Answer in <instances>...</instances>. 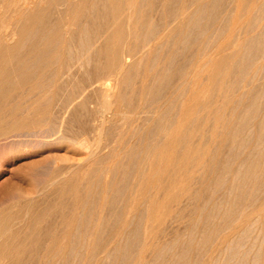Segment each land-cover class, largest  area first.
<instances>
[{"label":"rangeland","instance_id":"rangeland-1","mask_svg":"<svg viewBox=\"0 0 264 264\" xmlns=\"http://www.w3.org/2000/svg\"><path fill=\"white\" fill-rule=\"evenodd\" d=\"M15 1L17 3L20 0H6V11L0 16V25H2L0 28L6 26V23H10L11 25L7 24V27L9 26L8 29L11 30L12 28L17 34L15 35L17 40L14 42L0 40V87H3V89L0 90V132L8 129L12 124L19 121L20 123L22 122L24 126L21 129L22 131H15V134L11 132L13 135L10 133L12 136L9 135L7 136L8 138H0V264H154L155 261H152L153 257L157 260L156 264H166L168 259L167 264H175L176 260V264L180 262V264H213L214 261H218V264H222L223 262H225L223 264H227V262H229V257H227L224 240L227 241L228 239L227 243H230V241H232L230 238L233 237L234 242L237 238L236 236L239 235L238 232L243 231V229L240 228H246V224L249 226L252 222L256 225V229L253 231L251 230V236L250 233L247 232L250 239H247L246 248L252 246L250 244H253V238L260 231V234L258 233L259 235H257V238H259L256 239L257 242L254 244L256 247L253 248L252 246V252L247 251L248 253H245L246 255H244V260L242 261L248 258V263L243 262V264H251V260H254L253 255L255 254L257 258L255 264H264V239H262V233L264 232V154H262L261 157L259 155V149H264V147L257 139V130L254 128V132L251 133L250 129L244 131L243 129L246 128L248 122H241L240 120L241 115H244V119L248 120L249 116L251 117L250 111L252 108L249 107L251 99L254 101V107H258L262 102L264 103V97H262V95H264L262 91L264 90L261 88L264 85V29L259 27L252 28L254 25L249 22L251 20V22H253L254 17L260 14L259 4L261 5L262 3L264 6V0H232V4L230 0H220L217 3L218 5L216 4V6L213 7V10L207 12L209 15L212 13L210 18H207L208 14L206 17L204 16L205 14L199 17V25L198 23L197 25H193L192 23L189 24L190 22L187 21L190 15L189 12L193 13L197 7L193 9L195 6L194 3L196 4L198 2L193 0L192 2L191 0H174V2L173 0H112L113 4L111 0H105V2L104 0H99L98 3L97 0H90V3L89 0H84V2L82 0H73L74 2H72V0H56L57 3H55V0H51V2H48V0H39L42 3L37 1L38 4H33L30 9L20 11L19 7L16 8L14 6L16 4ZM132 1L134 2L132 3ZM68 2L71 3L69 4ZM199 2L201 4L202 0ZM122 3L124 5H122ZM129 3L131 5L130 8L133 9L132 11L128 9ZM189 3L192 4L190 5ZM12 4L14 5L12 6ZM68 4L69 9L67 8ZM97 4H100L99 6L105 9L103 10ZM181 4L183 6H181ZM221 4L224 5L221 6ZM262 5L260 8L263 7ZM114 6L116 9L113 8ZM179 6H188L187 12L185 11L188 13V16H186L187 14L185 12L182 13V20L178 22V20H173V16L180 13ZM220 6L223 7V9H221ZM233 6H236L235 9ZM93 8L99 10L96 9L93 13L91 12ZM217 8L220 11H217ZM31 9H34L36 13ZM250 9L257 11L254 12L252 10L251 12ZM52 10H54L53 13H51ZM57 10L61 14L58 15L57 13L58 18L55 19ZM221 10L222 12L226 11L222 14ZM235 10L236 13H234ZM92 13H96L97 15H92ZM226 13L229 15L228 17ZM255 13H257V15ZM68 14H70V16ZM230 14L234 15L231 17ZM254 14L256 16H254ZM86 15L89 17L86 18ZM93 16L94 18H92ZM234 16H236L234 18L235 20H232L231 18ZM60 17L62 18L59 19ZM69 17L70 19L75 18V22L73 21L72 31L66 35L64 23L67 20L66 18ZM11 18L13 19L12 23ZM202 18H205L207 21L204 19L202 20ZM7 19L10 21L7 22ZM31 19L34 22H32ZM50 19L55 20H53V24H51L52 20L50 22ZM81 19L83 20L82 24L80 23ZM247 20L248 23L246 22ZM85 21L88 23H85ZM210 21L211 23L209 24ZM167 22H169V28L164 29ZM187 22H189L188 25ZM204 22H207L209 25H205ZM78 23L86 26L83 27L79 24L81 27L78 29ZM181 23L183 24L181 25ZM200 23L204 26L202 24L200 25ZM55 24H58L57 27H54ZM219 25L221 27L217 28ZM248 25L250 27H248ZM93 26H95V29ZM102 26L105 27V29H102ZM197 26L200 27V29ZM173 27L176 28L173 29ZM201 27L203 29H201ZM231 27L234 29H231ZM51 28L53 31H51ZM183 28L184 30H182ZM245 28H249L250 32ZM47 29L48 31H46ZM166 29L170 31V34H168L169 36H166V38H163L165 39L164 41L161 40L160 42L155 36L158 37L161 31L166 33ZM83 30H85V34ZM190 30H192V34ZM43 31H45V33ZM76 31L79 32L81 38L89 39L91 43L90 53L93 56L91 57L93 60L90 59L91 61H89V64H86V61H79L78 63H76L77 61H72L75 62V66H78L77 69L74 63L70 62L69 59L70 57L77 58L78 55L82 54L81 52V54H78L77 51H82L83 46L81 50L80 48L78 49L77 46L84 45L85 47L88 43L84 42L85 40L82 39V44L80 42L81 40H79L81 38H79L80 36H78L79 34L77 35L78 32ZM193 31L195 34L196 32L197 34L200 33L198 38L204 37L201 39L199 38L198 41L200 43L195 41L194 45L191 44L192 40H194L193 37L192 40L189 38H186L187 41L183 39L187 34L188 37H190V34L193 35ZM29 32L33 35L34 32L36 33L34 39L30 38L33 35ZM47 32L48 35L45 36ZM101 32L104 33V35L102 38H99L98 36ZM149 32L152 34H150V36H153L152 40L148 43L149 45L147 44L144 46L142 43ZM28 33L30 35H28ZM235 33H240L238 34L239 40H237L238 35ZM82 34H84L85 37H83ZM245 34H247V36ZM251 35L254 37V40L257 35L259 38L256 39L257 41L253 40L252 42ZM104 36L109 43L103 41ZM27 38H29L30 41H28ZM72 38L77 40V43H75ZM181 38L184 42H181ZM32 39L33 41H31ZM202 39L203 42H201ZM258 39L263 42L259 40L260 44H258ZM57 41L59 45H57ZM206 42L210 43L203 47ZM34 43L35 45L33 47ZM68 43L70 44L69 47L74 43L75 46L73 45L72 48L74 47L73 49H77L71 50L76 53V56L74 53H69L70 49ZM250 43H252V45L255 44L257 48L253 45L254 49ZM114 44L115 46H112ZM181 45L182 48L184 47L183 49L180 47ZM21 46H23V48ZM104 46H106L107 49ZM214 46L215 48H213ZM49 48L52 50L50 51L52 52V56L50 55V57H53L51 58V62L38 61L39 63L33 62V64H31V60L37 57L40 49L49 50ZM178 48L180 50H178ZM66 49L68 51L67 53ZM141 49L147 54L144 52L142 53ZM27 50H29V52ZM92 50L93 52H91ZM202 50L205 51L202 52ZM84 51L86 50L82 52ZM190 51L191 55H189ZM94 52L96 54H94ZM105 52L107 54H105ZM214 52H216V54L217 52L219 53L217 55L215 54L213 59L210 60L211 62L213 61V63L216 61L215 63L217 64L214 65L215 63H212L215 68H217H213L214 71L216 70L215 75L212 73L214 75L213 77L212 74H210L212 70L211 66L213 65H208V67L210 66L209 70L211 69L210 72L207 71L206 67V72H208L206 74L204 71L205 69H202L205 64H203V62H206L203 61V59H209L207 57L210 54L214 55ZM125 53L134 56L129 57L132 59L127 62L130 67L127 70L125 69L123 73L118 76V82L120 83H118V85H116L117 88H114L111 92L112 95L110 94L111 97L109 96V99L104 96V92L102 93V90L98 89L95 83L88 86L90 84L88 78L90 77L94 78L91 79L92 81L99 77L111 78L112 82L115 74V64L121 62L122 56H124ZM173 53H176V55ZM180 53L182 54L180 55ZM65 54H67V57ZM143 54L144 57H142ZM255 54L258 55L257 59L256 56L253 57ZM31 55L34 56L32 57ZM61 55L65 57L60 59V57L62 58ZM135 55L138 57H135ZM112 56L114 57L112 58ZM198 56L200 60H198ZM259 56L260 58H258ZM29 57L32 58L28 59ZM139 58L141 60H139ZM247 58L250 60L249 62H247ZM23 59L27 60L25 61ZM201 60L203 62L200 66L202 67L199 66ZM52 61H54V63L58 61L62 64L57 63L56 65V63L54 64ZM65 61L68 66L65 64ZM257 61H260V63ZM81 62H83L82 64L85 66L86 70H84V68L83 70L81 69L79 64ZM219 62L221 67L218 65ZM246 62L247 68L243 67ZM250 62L253 63V66ZM34 63L37 64L34 65ZM41 63H43L44 66H42L43 64ZM182 63H185V65L187 64L185 68L181 67V65H184ZM248 63H250L252 69L250 66L248 67ZM32 65L34 67L36 66L38 70ZM65 65L66 67L64 69ZM29 66H32L31 69ZM96 66L98 68H96ZM198 66L202 68L201 70L204 74ZM56 67H58V70ZM67 67H69V69ZM89 68L94 69L90 70ZM241 68L243 71L246 68V75L241 71ZM49 69H51L52 72L56 70L54 73H50L51 71L48 72V74H52L53 77L47 74ZM194 69H197L196 73ZM20 70L22 71L20 72ZM253 70H256V73ZM34 71L37 72L36 75ZM65 71L68 72L65 73ZM87 71L88 73H86ZM175 71H178L179 73H177L179 75L176 74ZM251 71L255 73V75H253ZM7 72L10 73L8 74ZM250 72L255 77V80H253L254 77ZM25 73L28 74L27 77L29 79L26 78L24 81L23 76ZM242 73L244 75H242ZM45 74L48 75L47 79ZM87 74H90V77H88ZM199 74L203 75L202 78H206L205 80L207 81H204V79L201 81L202 79ZM6 75L8 77H6ZM43 75L45 76L41 79ZM85 75H87V77ZM195 75H199L198 80H196L197 77ZM33 76L37 78L35 79ZM194 76L196 77L195 79ZM32 78L34 79L32 80ZM186 78L188 82H186ZM209 78L214 79H211V82ZM191 79L192 81L189 82ZM20 80L21 82L18 83ZM193 80L195 83H193ZM241 80L246 81L241 82ZM208 81L211 83V88H208L210 84ZM37 82H42L45 85H43L42 90L39 92L36 88ZM258 82H260L262 86ZM48 83L50 88L48 87ZM83 83L87 84L85 86L89 87L84 91H82ZM205 83L209 84L206 86ZM241 83H243V86ZM245 83H247V85ZM257 83L260 85L259 89L261 88L262 90L260 93H257L260 95L259 97H256L257 95L254 91H252V93L251 91L247 92L249 89L257 87ZM111 84H113V82ZM11 85L12 87H10ZM245 85L249 88H245ZM250 85L252 86L250 87ZM179 86L181 87L179 88ZM255 89L256 92L259 90L258 87ZM24 91L25 96H23ZM37 92L39 94H35ZM182 92L183 97L180 96ZM197 93H200V96L196 95ZM53 94L55 95L54 98H52ZM29 95H31V98L33 95H35V97L29 100ZM252 95L254 97H252ZM197 96L199 98H197ZM49 97H51V99H47ZM179 97L180 99L178 101ZM41 99L43 101L45 99L47 105L38 111V107H35L37 106L36 101ZM182 99L185 101V104L180 105ZM194 100L197 101L194 102ZM67 101H69L70 104ZM82 101L85 106L82 104ZM107 101L108 105L106 103ZM51 102L53 104H50ZM101 102L103 105L108 106L106 107V109H108L105 114L106 117H112V121L110 120L111 118H107L109 120H104L106 121L103 122L104 125L102 124L103 126L98 128V120H95L98 119L97 115H99V110L102 109L103 105ZM192 102H194V104ZM24 103L27 105H24ZM65 103H67V108L63 109L62 106L66 105ZM199 103L204 104L202 106V104L200 105ZM209 103L211 104L209 105ZM68 104L70 107H68ZM27 106L29 108H27ZM198 106L200 108H198ZM262 106L259 105L258 114L264 113V106ZM95 109L97 113H95ZM84 110L85 112L83 113ZM116 111H118V113ZM175 111L178 112L176 113ZM35 112L39 114H35ZM61 113L64 118L61 116ZM55 114H57V119L60 120L55 119ZM185 115L191 117L189 118ZM207 115H209V117H207ZM32 117L34 119H31ZM71 117H75L73 118L74 120ZM176 118L179 119L177 120ZM183 119H185V122ZM175 120L179 123H176ZM57 122H61L62 125L56 124ZM79 122H81V125ZM239 122L241 123L239 131L242 129L243 132L240 131L242 134H239L240 137H236V140L239 139L236 141L233 139L235 136L234 133L236 132L235 129L238 128ZM55 125L57 127H55ZM48 126L54 127L56 132H51V130L54 129L52 127V129L48 130L50 128ZM102 127L104 128L102 129ZM42 129L43 131H40ZM100 129L101 131L103 130V132H100ZM35 132L41 133L36 134ZM34 133L35 135H33ZM245 133L252 135L248 136V139ZM97 136H100V139L102 138L101 141ZM255 136H257V138ZM243 138H247L245 145L240 147L241 149L238 148L240 152H238V150L234 151V149L239 147V142ZM98 140L100 141V145L98 144ZM96 145L99 146L98 149ZM242 149H244V151ZM93 151L97 154L95 155ZM234 152H237V154ZM92 153L94 156H92ZM262 153H264V150H262ZM234 154L237 156H234ZM233 156L237 161L234 160ZM247 157L255 159L254 171L258 173L257 176L255 175L256 173L254 174V177H257L256 185L253 187L251 186V183L255 182L252 176V178L248 177L244 179V181H246L243 182L244 184L247 183L246 186L244 184H242L243 186L239 185L240 187H244L243 190L247 189L245 190L246 192L241 194L242 191L239 190L240 188L233 192L230 191L231 193L227 192L230 190L229 186L232 184L231 180L233 181V174H235L238 168V163L245 161L246 165L250 161ZM224 162L225 164L229 162L226 166L228 164L231 166L229 167L231 170H228L230 173L227 171L225 172L227 168L223 166L225 165ZM219 165L221 166L219 167ZM222 167L226 169L221 170L223 169ZM105 170H107L108 173H106ZM222 171L225 174H230L229 178L228 175H224ZM106 176L107 178H105ZM219 176L220 179L222 178V180H220L222 183L221 185L217 183L219 182ZM239 180L240 179H238V181ZM238 181H236V183H238ZM248 182L251 183L249 184ZM224 183H226V185ZM236 183L234 182V184ZM224 186L229 189L227 190ZM240 203L241 205L243 203V205H239ZM235 205L236 208L238 207L237 210H235L239 213L240 211L243 212L240 206L244 209L245 212L242 214L240 213L241 217H239V213L237 214L236 211L231 209L233 207L235 208ZM149 209L150 211L153 209L154 212L152 211L151 213ZM210 209L214 211L213 214L220 213L221 215L216 214L214 217L215 214L212 215L209 211ZM145 210L148 211L143 213ZM230 212H235L232 213L235 220H233V222L231 221L233 218L232 216L228 218L231 215ZM258 212L261 214L259 217ZM142 213L145 217L140 216ZM147 213L151 214L146 216ZM223 213H225V215ZM227 214H229L228 217H226ZM134 216L137 218L134 219ZM149 216L152 220L148 219L150 218ZM152 216L155 217V220ZM139 218L141 221L143 220V224ZM229 219L230 221H227ZM258 219H261V221ZM138 220L140 222H138L139 224L137 223ZM207 220H211V222H209L210 224ZM222 220L223 223L220 224ZM255 220H258V223ZM247 221L250 223H246ZM261 222H263V224ZM205 223L207 224L205 225ZM93 225L95 228H93ZM258 225H261L260 228ZM136 226L138 227L137 231L142 232L141 234L136 231L137 235H134ZM146 227L149 228L147 229ZM217 229L218 232L215 234L214 230L216 231ZM220 229L222 231H220ZM92 231H94L96 235H93V233H91ZM219 231L221 233H219ZM129 234H131V236ZM125 236L130 240H125ZM90 239H92L93 243ZM134 239V244L131 243V246L134 245V249H132V247H129L130 249L126 248L127 254H130L126 257V249H124V246ZM115 245L116 248H114ZM258 245L259 249L257 250ZM162 246L166 247L163 248ZM119 247L121 250L123 249V254ZM161 248L163 252H161ZM223 248L225 252L222 251ZM166 249H168L167 252L169 255L166 253L168 256L165 255ZM182 251L184 253V258L182 256ZM122 255H125V257L123 258ZM222 257H224L225 260L224 258L222 259ZM177 258L180 259V261H178ZM219 259H221V261H219ZM214 264L217 263L214 262ZM228 264H232V261Z\"/></svg>","mask_w":264,"mask_h":264},{"label":"bare ground","instance_id":"bare-ground-1","mask_svg":"<svg viewBox=\"0 0 264 264\" xmlns=\"http://www.w3.org/2000/svg\"><path fill=\"white\" fill-rule=\"evenodd\" d=\"M37 1H39V0H20V1H18L17 3H16V1H15L16 4H15V5L12 4V6L14 5L16 8L19 7V11H20V10H25V9H30V8L33 6V4H38ZM52 1H53V0H52ZM55 1H56V0H55ZM63 1H67V0H63ZM82 1L84 2V0H82ZM92 1H93V0H92ZM95 1H96V0H95ZM98 1H99V0H97V3H98ZM101 1H103V0H101ZM130 1H131V0H130ZM134 1H135V0H134ZM134 1H132V3H133ZM193 1H195V2L198 1V2H199V1H201V0H193ZM219 1H220V0H204V1L202 0L201 4H200V2H199V4H198V2L196 3V4H198V5H196V4L193 2L194 5H195V6L193 7V9L197 6L196 9L194 10V12H195L196 14H195V13L192 11V9H191V11H192L193 13H190V12H189V14H190L189 16H188V13H186V12H187L186 10H187V7H188V6H187V7L184 6L185 8L179 6V7H180V8H179V9H180V13L174 15V16H173V20H178V22H179V20H182V17H181V16H182V13H184V12L186 11V12H185V13L187 14L186 16L189 17V18H187V19H188L187 21L190 22V23L187 22V25H188V23H189V24L192 23L193 25H197V23H198V21H199V17H200L201 15H204V14H205L204 16L206 17V15L208 14V17H207V18H210V17H211L210 15H211L212 13H210V15H209V13H207V12L210 11V10H213V7H215L216 4H217ZM230 1H231V4H232L233 1H232V0H230ZM239 1H240V0H239ZM5 2H6V0H0V16L2 15L3 12L6 11V3H5ZM39 2H41V1H39ZM43 2H44V1H43ZM48 2H51V0H50V1L48 0ZM72 2H74V1L72 0ZM86 2H87V1H86ZM104 2H105V0H104ZM104 2H103V3H104ZM111 2H112V0H111ZM117 2H119V1H117ZM137 2H138V1H137ZM173 2H174V0H173ZM188 2H189V1H188ZM191 2H192V0H191ZM221 2H223V1H221ZM224 2H225V1H224ZM261 2H262V1H261ZM261 2H260V3H261ZM41 3H42V2H41ZM55 3H57V1H56ZM55 3H54V4H55ZM68 3L70 4L71 2H68ZM89 3H90V0H89ZM99 3H100V2H99ZM119 3H120V2H119ZM119 3H117V4H119ZM132 3H131V4H132ZM178 3H179V2H178ZM229 3H230V2H229ZM59 4H60V3H59ZM69 4H68L67 8L69 7ZM93 4H94V3H93ZM101 4H102V2H101ZM104 4H105V3H104ZM112 4H113V2H112ZM135 4H136V3H135ZM173 4H174V3H173ZM186 4H187V3H186ZM189 4L191 5L192 3H189ZM241 4H242V2H241ZM252 4H253V3H252ZM257 4H258V2H257ZM263 4H264V3H263ZM16 5H17V6H16ZM39 5H40V4H39ZM55 5H56V4H55ZM65 5H66V4H65ZM97 5H98V4H97ZM99 5H100V4H99ZM99 5H98V6H99ZM122 5H124V4L122 3ZM170 5H171V4H170ZM175 5H176V4H175ZM177 5H178V4H177ZM217 5H218V4H217ZM219 5H220V4H219ZM223 5H224V4H223ZM223 5L221 4V6H223ZM229 5H230V4H229ZM236 5H237V4H236ZM261 5H262V3H261ZM261 5L259 4V12L261 11L260 14H259L257 17H254L253 22H251L252 20L249 21L250 23H252V24L254 25L252 28H258V27H259V28H263V29H264V6L262 5L263 7L260 8ZM47 6H48V5H47ZM78 6L80 7V4H79V3H78ZM81 6H82V4H81ZM95 6H96V5H95ZM126 6H127V5H126ZM130 6H131V5H130V3H129L128 9H129L130 11H132L133 9L130 8ZM132 6H134V5H132ZM181 6H183V5L181 4ZM221 6H220V7H221ZM250 6H251V5H250ZM253 6H254V5H253ZM15 7H14V8H15ZM41 7H42V4H41ZM45 7H46V6H45ZM62 7H63V6H62ZM62 7H61V8H62ZM72 7H73V6H72ZM99 7L102 8V6H99ZM104 7H105V5H104ZM117 7H118V5H117ZM175 7H176V6H175ZM220 7H218V8H220ZM227 7H228V6H227ZM235 7H236V6H235ZM235 7L233 6L234 9H235ZM254 7H256V6H254ZM58 8H59V7H58ZM58 8H57V9H58ZM61 8H60V9H61ZM67 8H66V9H67ZM113 8L116 9L115 6H114ZM173 8H174V7H173ZM173 8H172V9H173ZM218 8H217V11H220ZM225 8H226V7H225ZM225 8H224V9H225ZM256 8H257V7H256ZM52 9H55V8H52ZM68 9H69V8H68ZM71 9H72V8H71ZM96 9H97V8H96ZM96 9L93 8L91 12L94 13V11H96ZM102 9H103V8H102ZM104 9H105V8H104ZM104 9H103V10H104ZM221 9H223V7H221ZM234 9H233V10H234ZM253 9H255V8H253ZM253 9H252V10H253ZM17 10H18V9H17ZM31 10L34 12V9H31ZM55 10H56V9H55ZM58 10H59V9H58ZM58 10H57V12H56V14H55V17H56L55 19L58 18V15H59V14H61V13H59L60 10H59V11H58ZM61 10H62V9H61ZM97 10H99V9H97ZM107 10H108V9H107ZM129 10H128V11H129ZM250 10H251V9H250ZM252 10H251V12H252ZM15 11H16V10H15ZM40 11H41V10H40ZM44 11H45V10H44ZM71 11H72V10H71ZM80 11H81V10H80ZM225 11H226V10H225ZM225 11H223V12H225ZM253 11H254V10H253ZM256 11H257V10H256ZM256 11H254V12H256ZM22 12H23V11H22ZM45 12H46V11H45ZM53 12H54V10L51 11V13H53ZM69 12H70V11H69ZM105 12H107V11H105ZM178 12H179V11H178ZM223 12H222V10H221V13H222V14H223ZM254 12H253V13H254ZM259 12H257V13H259ZM7 13H9V12H7ZM13 13H14V12H13ZM34 13H36V11H35ZM57 13H58V15H57ZM65 13H66V12H65ZM93 13H92V15H95V14H96V13H95V14H93ZM97 13H100V12H97ZM107 13H108V12H107ZM126 13H127V12H126ZM131 13H132V12H131ZM176 13H177V12H176ZM234 13H236V10H235ZM257 13H255V14L257 15ZM48 14H49V13H48ZM85 14H86V12H85ZM226 14H227V13H226ZM255 14H254V16H256ZM26 15H27V14H26ZM56 15H57V16H56ZM68 15L70 16V14H68ZM96 15H97V14H96ZM98 15H99V14H98ZM126 15H127V14H126ZM128 15H129V14H128ZM184 15H185V14H184ZM230 15H231V17H232L234 14H230ZM5 16H6V15H5ZM11 16H12V15H11ZM28 16H29V13H28ZM48 16H49V15H48ZM51 16H52V15H51ZM74 16H76V15H74ZM129 16H130V15H129ZM129 16H128V19H129ZM224 16H225V15H224ZM228 16H229V15L227 14V17H228ZM238 16H239V15H238ZM247 16H248V15H247ZM3 17H4V15H3ZM88 17H89V16L86 15V18H88ZM167 17H168V16H167ZM225 17H226V16H225ZM231 17H229V18H231ZM235 17H236V16H234V17L231 18V19H232V20H235V19H234ZM244 17H246V16H244ZM250 17H251V16H250ZM5 18H6V17H5ZM5 18H4V19H5ZM44 18H45V17H44ZM49 18H50V17H49ZM61 18H62V17H60L59 19H61ZM72 18H73V17H72ZM92 18H94V16H93ZM100 18H101V17H100ZM9 19H10V18H9ZM11 19H12V18H11ZM63 19H64V18H63ZM66 19H67V20H66V22L64 23V24H65L64 28H65V32L67 33L66 35H68V33H70V31H72L71 29H72V26H73V24H74V22H75V21H74L75 18H74V19H70V17H69V18H66ZM76 19H77V18H76ZM78 19H79V18H78ZM97 19H98V18H97ZM130 19H131V18H130ZM134 19H135V18H134ZM138 19H139V18H138ZM170 19H171V18H170ZM203 19L206 20L205 18H202V20H203ZM236 19H237V18H236ZM1 20H2V19H1ZM7 20H8V19H7ZM17 20H18V19H17ZM51 20H52V22H51ZM53 20H54V19H50L51 24H53V22L55 21V20H54V21H53ZM86 20H87V19H86ZM91 20H92V19H91ZM213 20H214V19H213ZM244 20H245V19H244ZM248 20H249V19H248ZM248 20L246 21L247 23H248ZM2 21H3V20H2ZM2 21H1V22H2ZM9 21H10V20H8L7 22H9ZM31 21H32V19H31ZM37 21H38V20H37ZM46 21H47V20H46ZM46 21H45V23H46ZM61 21H62V20H61ZM61 21H60V22H61ZM63 21H64V20H63ZM73 21H74V22H73ZM78 21H79V20H78ZM78 21H77V22H78ZM82 21H83V20L81 19V22H80L81 24H82ZM93 21H94V20H93ZM108 21H109V20H108ZM139 21H140V20H139ZM166 21H167V20H166ZM171 21H172V20H171ZM185 21H186V20H185ZM206 21H207V20H206ZM211 21H212V20H211ZM211 21L209 22V24L211 23ZM229 21H231V20H229ZM12 22H13V19H12L11 23H12ZM16 22H17V21H16ZM32 22H34V21H32ZM32 22H30V23H32ZM41 22H42V20H41ZM90 22H91V21H90ZM126 22H127V20H126ZM131 22H132V20H131ZM163 22H164V21H163ZM175 22H177V21H175ZM178 22H177V23H178ZM181 22H182V21H181ZM201 22H202V21H201ZM231 22H232V21H231ZM246 22H245V23H246ZM80 23H78V26H77V24H76V26H77L78 29H79L81 26H83V25H81ZM83 23H84V22H83ZM85 23H88V22L85 21ZM91 23H92V22H91ZM95 23H96V22H95ZM98 23H99V21H98ZM127 23H128V22H127ZM133 23H134V22H133ZM239 23H240V22H239ZM239 23H238V24H239ZM245 23H244V24H245ZM247 23H246V24H247ZM7 24H10V23H6V26H3V28H0V40L2 39V40H5V41L7 40V41H9V42H14L15 40H17V39H16L17 37L15 36V35H17V34H16V32H14V31L12 30V28H11V30L8 29L9 26L7 27ZM13 24H14V23H13ZM17 24H18V23H17ZM42 24H43V23H42ZM61 24H62V23H61ZM79 24H80L81 26H79ZM182 24H183V23H181V25H182ZM201 24H202V23H200V25H201ZM204 24L206 25L207 22H206V23L204 22ZM209 24H207V25H209ZM219 24H220V23H219ZM246 24H245V25H246ZM10 25H11V24H10ZM57 25H58V24H57ZM57 25L55 24L54 27H57ZM96 25H97V24H96ZM175 25H176V24H175ZM198 25H199V23H198ZM202 25H203V24H202ZM220 25H221V24H220ZM220 25H219V27L217 26V28H220V27H221ZM223 25H224V23H223ZM249 25H250V24H249ZM249 25H248V27H250ZM0 26H2V25H0ZM85 26H86V25H85ZM85 26H83V27H85ZM89 26H90V25H89ZM126 26H127V25H126ZM168 26H169V22H167V23L165 24L164 29H165V28L168 29V28H169ZM203 26H204V25H203ZM203 26H202V27H203ZM235 26H236V25H235ZM243 26H244V25H243ZM246 26H247V25H246ZM246 26H245V27H246ZM18 27H19V26H18ZM54 27H52V28H54ZM93 27H94V29H95V26H93ZM93 27H92V28H93ZM99 27H100V26H99ZM127 27H128V26H127ZM132 27H133V26H132ZM148 27H149V26H148ZM177 27H178V26H177ZM197 27H198V26H197ZM202 27H201V29H203ZM207 27H208V26H207ZM52 28H51V31H53ZM103 28L105 29V27L102 26V29H103ZM175 28H176V27H175ZM175 28L173 27V29H175ZM198 28L200 29V27H198ZM205 28H206V27H205ZM40 29H41V28H40ZM42 29H43V28H42ZM44 29H45V28H44ZM98 29H100V28H98ZM155 29H156V28H155ZM167 29H166V30H167ZM170 29H171V28H170ZM231 29H234V28L231 27ZM238 29H239V28H238ZM245 29H246V28H245ZM19 30H20V29H19ZM73 30H75V29H73ZM156 30H157V29H156ZM182 30H184V28H183ZM194 30H196V29H194ZM241 30H242V29H241ZM241 30H239V31H241ZM246 30L250 32L249 28H247ZM35 31H36V29H35ZM41 31H42V30H41ZM46 31H48V29H47ZM49 31H50V30H49ZM54 31H55V30H54ZM80 31H82V30H80ZM83 31H84V34H85V30H83ZM93 31H94V30H93ZM98 31H100V30H98ZM104 31H105V30H104ZM131 31H132V30H131ZM180 31H181V29H180ZM188 31H189V29H188ZM190 31H191L190 33L192 34V30H190ZM196 31H197V30H196ZM43 32L45 33V31H43ZM43 32H41V33H43ZM76 32H78V31H76ZM86 32H88V31H86ZM89 32H90V31H89ZM128 32H129V30H128ZM134 32H135V31H134ZM169 32H170V31L167 30V32H166L167 34H166L164 31H163V32L161 31V33H160V31H159V33H160L159 36H158V37L155 36V37L158 38L160 42H161V40L164 41L165 39H163V38H166V36H169V35H168V34H170ZM178 32H179V31H178ZM183 32H184V31H183ZM186 32H187V31H186ZM186 32H185V33H186ZM20 33H21V32H20ZM29 33H31V32H29ZM29 33H28V35H30ZM36 33H37V31H36ZM36 33L34 32V35H36ZM63 33H64V32H63ZM63 33H62V34H63ZM72 33H74V32H72ZM81 33H82V32H81ZM129 33H130V32H129ZM131 33H132V32H131ZM176 33H177V32H176ZM181 33H182V32H181ZM188 33H189V32H188ZM190 33H189V34H190ZM198 33H199V32H198ZM236 33H237V32H236ZM236 33H235V34H236ZM240 33H241V32H240ZM240 33H238V34H240ZM242 33H243V32H242ZM261 33H262V30H261ZM31 34H32V33H31ZM51 34H52V33H51ZM78 34H79V32L77 33V35H78ZM84 34H82L83 37H85ZM134 34H135V33H134ZM141 34H142V33H141ZM150 34H151L150 32L148 33V35L146 34L147 37L145 36L146 39L144 40V42H143L144 44L142 43V45L145 46V45H147L148 43H150V41L152 40V37H153V36H150ZM177 34H179V33H177ZM191 34H190V37H188V34L185 35L183 39L186 40V38H189L190 40H192V39L194 38V40H192V43H191V44L194 45V44H195V43H194L195 41L199 42L198 40H199L200 37L198 38V36H200V33L197 34V32H196V34H195L194 31H193V35H191ZM194 34H195L196 36H195ZM238 34H236V35H238ZM28 35H27V36H28ZM32 35H33V34H32ZM34 35H33L32 37H30V38H33V39H34V38H35ZM39 35H40V33H39ZM47 35H48V32H47V34H46L45 36H47ZM75 35H76V34H75ZM92 35H93V34H92ZM103 35H104V33L101 32V34H100L98 37H99V38H100V37L102 38ZM143 35H144V34H143ZM151 35H152V34H151ZM180 35H182V34H180ZM245 35L247 36V34H245ZM252 35H253V34H252ZM252 35H251V37H252ZM42 36H44V35H42ZM78 36H80L79 38H81V35H80V34H79ZM90 36H91V34H90ZM90 36H88V37H90ZM234 36H235V35H234ZM254 36H255V34H254ZM260 36H261V35H260ZM262 36H263V35H262ZM39 37H40V36H39ZM75 37L78 38L77 36H75ZM175 37H176V36H175ZM192 37H193V38H192ZM202 37H203V36H202ZM202 37H201V38H202ZM235 37H236V36H235ZM235 37H234V38H235ZM237 37H238L237 40H239V35H238ZM251 37L249 36V39H250ZM263 37H264V36H263ZM62 38H63V36H62ZM76 38H75V39H76ZM92 38H94V37H92ZM99 38H98V39H99ZM132 38H133V37H132ZM138 38H141V37H138ZM143 38H144V37H143ZM143 38H142V39H143ZM178 38H179V37H178ZM196 38H198V39L195 40ZM201 38H200V39H201ZM203 38H204V37H203ZM244 38H246V37H244ZM255 38L257 39V38H259V36L257 35ZM260 38H261V37H260ZM27 39H28V41H30L29 38H27ZM33 39H32L31 41H33ZM49 39H50V38H49ZM57 39H58V38H57ZM69 39H70V37H69ZM82 39H83V38L79 39V40H81L80 42H81L82 44H83V42H82L83 40H85L84 42L88 43L87 46H85L86 49H85L84 45H81V46L79 45V47L77 46V48H78V49L80 48V50H81V47L83 46V47H82L83 50H86V51H84V52H82L83 50H82V51H77L78 54H79L80 52H81L82 54H81V53H80L81 55H78V54H77V55H78L77 58L74 57V58H76V59H74L73 57H70L69 61H70V62H72V61H77L76 63H78L79 61H86V62H87L86 64H89V61H91L90 59H92L91 57H93V56L91 55V53H90V50H91V43H90V41H89L88 38H84L83 40H82ZM94 39H95V38H94ZM181 39H182V38H181ZM181 39H180V40H181ZM183 39H182V40H183ZM246 39H247V38H246ZM256 39L254 40V37H252V40H251V39H250V40L253 42V40H254V41H257ZM40 40H41V39H40ZM72 40L75 41V43H77V42H76L77 40H74L73 38H72ZM173 40H174V39H173ZM182 40H181V42H184V40H183V41H182ZM235 40H236V39H235ZM235 40H234V41H235ZM237 40H236V41H237ZM259 40H260V39H258V44H260V43H259ZM263 40H264V39H263ZM60 41H61V40H60ZM69 41H71V40H69ZM91 41H92V40H91ZM97 41H98V40H97ZM100 41H101V40H100ZM103 41H104V42L107 41V39H106L105 36H104V40H103ZM142 41H143V40H142ZM163 41H162V42H163ZM168 41H169V39H168ZM186 41H187V40H186ZM208 41H210V40H208ZM232 41H233V40H232ZM236 41H235V42H236ZM0 42H1V41H0ZM24 42H25V40H24ZM51 42H52V41H51ZM57 42H58V41H57ZM63 42H65V41H63ZM107 42H108V41H107ZM140 42H141V41H140ZM166 42H167V41H166ZM188 42H189V41H188ZM188 42H187V43H188ZM201 42H203V39H202ZM235 42H234V44H235ZM260 42H263V41L260 40ZM29 43H30V42H29ZM35 43H36V42H35ZM35 43L33 44V47H34ZM92 43H93V42H92ZM95 43H97V42H95ZM100 43H102V42H100ZM100 43H99V44H100ZM108 43H109V42H108ZM116 43H117V42H116ZM199 43H200V42H199ZM206 43H207V44H206ZM206 43H204L203 47L209 45L210 42H206ZM215 43H216V42H215ZM232 43H233V42H232ZM236 43H237V42H236ZM254 43H256V42H254ZM9 44H10V43H9ZM63 44H64V43H63ZM78 44H79V43H78ZM93 44H94V43H93ZM165 44H166V43H165ZM179 44H180V43H179ZM182 44H183V43H182ZM205 44H206V45H205ZM230 44H231V43H230ZM250 44L252 45V43H250ZM38 45H39V44H38ZM49 45H50V44H49ZM54 45H55V44H54ZM54 45H53V46H54ZM57 45H59V42H58ZM64 45H65V44H64ZM69 45H70V44L68 43V47H69ZM71 45H72V43H71ZM73 45H74V43H73ZM73 45H72V46H73ZM101 45H102V44H101ZM148 45H149V44H148ZM150 45H151V44H150ZM177 45H178V44H177ZM236 45H237V44H236ZM253 45H254V47L256 46L255 44H253ZM253 45H252V47H253ZM0 46H1V44H0ZM14 46H15V45H14ZM17 46H18V45H17ZM23 46H24V45H23ZM23 46H21V47L23 48ZM72 46L69 47V49H70L69 53H74V51H72V50L77 49V48L73 49L74 47L72 48ZM74 46H75V45H74ZM112 46H115V44L112 45ZM156 46H157V45H156ZM183 46H184V45H183ZM186 46H187V48H188V45H187V44H186ZM215 46H216V44H215ZM215 46H214L213 48H215ZM231 46H233V45H231ZM234 46H235V45H234ZM260 46H261V45H260ZM6 47H7V46H6ZM29 47H30V46H29ZM33 47H31V48H33ZM55 47H56V46H55ZM92 47H93V46H92ZM97 47H98V46H97ZM102 47H103V46H102ZM104 47L106 48V46H104ZM141 47H142V46H141ZM151 47H152V46H151ZM170 47H171V46H170ZM180 47L182 48V45H181ZM217 47H219V46H217ZM217 47H216V48H217ZM250 47H251V46H250ZM252 47H251V48H252ZM254 47H253V48H254ZM4 48H5V47H4ZM17 48H18V47H17ZM26 48H27V47H26ZM93 48H95V47H93ZM116 48H117V47H116ZM143 48H144V47H143ZM183 48H184V47H183ZM183 48H182V49H183ZM206 48H207V47H206ZM221 48H222V47H221ZM233 48H234V47H233ZM233 48H232V49H233ZM251 48H250V49H251ZM256 48H257V46H256ZM1 49H2V48H1ZM14 49H15V48H14ZM27 49H28V48H27ZM56 49H57V48H56ZM71 49H72V50H71ZM99 49H100V48H99ZM106 49H107V48H106ZM139 49H140V48H139ZM145 49H146V48H145ZM173 49H174V48H173ZM182 49H181V50H182ZM190 49H191V48H190ZM254 49H255V48H254ZM259 49H260V48H259ZM5 50H7V49H5ZM16 50H17V49H16ZM32 50H33V49H32ZM64 50H65V49H64ZM113 50H114V48H113ZM113 50H112V51H113ZM141 50H142V49H141ZM150 50H151V49H150ZM169 50H170V48H169ZM178 50H180V49L178 48ZM188 50H189V49H188ZM218 50H219V49H218ZM240 50H241V49H240ZM9 51H10V50H9ZM23 51H24V50H23ZM27 51L29 52V50H27ZM50 51H52L50 48H49V50H46V49H40V52L37 54V57H36L35 59L31 60V64H33V62H37V63H39L40 61H50V62H51V58H53V57H50V55L52 56V52H50ZM53 51H54V50H53ZM71 51H72V52H71ZM95 51H96V49H95ZM123 51H124V50H123ZM185 51H186V47H185ZM185 51H184V52H185ZM193 51H196V50H193ZM203 51H205V50H202V52H203ZM221 51H222V50H221ZM10 52H11V51H10ZM30 52H31V51H30ZM67 52H68V51H67V49H66V53H67ZM91 52H93V50H92ZM141 52H142V53H143V52L145 53L144 50H142ZM150 52H151V51H150ZM172 52H173V51H172ZM177 52H178V51H177ZM206 52H207V51H206ZM18 53H19V52H18ZM21 53H22V52H21ZM21 53H20V54H21ZM50 53H51V54H50ZM98 53H99V52H98ZM123 53H124V52H123ZM168 53H169V52H168ZM200 53H201V52H200ZM218 53H219V52H217V54H218ZM5 54H7V53H5ZM29 54H30V53H29ZM58 54H59V53H58ZM63 54H64V52H63ZM94 54H96V53L94 52ZM105 54H107V53L105 52ZM105 54H104V56H105ZM136 54H137V53H136ZM145 54H147V53H145ZM148 54H149V53H148ZM173 54L176 55V53H173ZM177 54H178V53H177ZM181 54H182V53H180V55H181ZM194 54H195V52H194ZM215 54H216V52H214V55H211V54H210L209 56L207 55V56H208L207 58H209V59H207V60H206V58H205L206 56L204 57L205 59L201 58V59H203V61H206V62H203V61L201 60V63L199 64V66H200V65L202 64V62H203V64L205 63V64L203 65L205 68H204V67H203V69L200 68V67H202V66H200V67L198 66V68H200V70H201V69H202V70L205 69V70H204V71H205V74L208 73V72H210V70L212 69L211 72H210V74L213 73V74L215 75V71H216V70L214 71L213 68H215L214 65H217V64L215 63L216 61H214L215 64L213 63V61H212V62L210 61L211 59H213V56H215ZM217 54H216V55H217ZM236 54H237V53H236ZM252 54H253V53H252ZM257 54H258V53H257ZM0 55H1V54H0ZM65 55H66V57H67V54H65ZM74 55L76 56V53H74ZM74 55H73V56H74ZM109 55H111V54H109ZM112 55H113V53H112ZM183 55H184V53H183ZM189 55H191V51L189 52ZM229 55H230V54H229ZM263 55H264V54H263ZM263 55H261V56H263ZM23 56H24V55H23ZM31 56H32V55H31ZM33 56H34V55H33ZM33 56H32V57H33ZM61 56H62V55H61ZM68 56H69V54H68ZM96 56H97V55H96ZM98 56H99V55H98ZM132 56H134V55H132V54H129V55H128V54L125 53L124 56H122L121 62H118V63L115 64V69H114V70H115V74H114V77H113V79H112L113 84H111V83H112V82H111V78L108 79V78H104V77H103V78H102V77H99V78L96 77L97 79H95L94 81H92L91 79H92L93 77L91 78V77L89 76L90 74H89V75L87 74L88 77H90V78H88V80H90V84H89L88 86H90V85H92V84L95 83V85L98 87V89H101V90H102V93L104 92V94H105L104 96H106V97L108 98V97L110 96V94L112 95L111 92L114 90V88H117L116 85H118V83H120V82H118V80H119V79H118V76H119L121 73H123V71H124L125 69L127 70V69L130 67V65L127 64V62L132 60V59L129 58V57H132ZM148 56H149V55H148ZM192 56H193V55H192ZM192 56H191V57H192ZM255 56H256V59H257V56H258V55L255 54L253 57H255ZM1 57H3V56H1ZM5 57H6V56H5ZM32 57H29L28 59H30V58H32ZM58 57H59V56H58ZM64 57H65V56H62V58L60 57V59H63ZM100 57H101V55H100ZM113 57H114V56H112V58H113ZM135 57H138V56L135 55ZM142 57H144V54L142 55ZM168 57H169V56H168ZM195 57H196V56H195ZM229 57H230V56H229ZM25 58H26V57H25ZM55 58H56V57H55ZM155 58H156V57H155ZM169 58H170V57H169ZM188 58H189V57H188ZM219 58H220V57H219ZM226 58H228V57H226ZM240 58H242V57H240ZM249 58H250V57H249ZM258 58H260V56H259ZM100 59H101V58H100ZM102 59H103V57H102ZM134 59H135V58H134ZM192 59H193V58H192ZM242 59H243V58H242ZM244 59H245V58H244ZM23 60H25V59H23ZM26 60H27V59H26ZM26 60H25V61H26ZM92 60H93V59H92ZM139 60H141V59L139 58ZM173 60H174V59H173ZM181 60H182V58H181ZM185 60H186V59H185ZM198 60H200V57H199V56H198ZM5 61H6V60H5ZM38 61H39V62H38ZM55 61H56V60H55ZM63 61H64V60H63ZM67 61H68V60H67ZM112 61H114V60H112ZM168 61H170V60H168ZM176 61H177V60H176ZM193 61H194V60H193ZM249 61H250V60L247 58V62H249ZM101 62H102V61H101ZM106 62H107V61H106ZM187 62H188V61H187ZM217 62H218V61H217ZM220 62H221V61H220ZM220 62L218 63V65H220ZM247 62H246V64H244V65H246V66L243 65V67H246V68H247ZM251 62H252V61H251ZM251 62H250V63H251ZM257 62H258V61H257ZM261 62H262V61H261ZM263 62H264V61H263ZM37 63H34V65L37 64ZM52 63H54V61H52ZM55 63H56V65H57V63H59V62L57 61V62H55ZM55 63H54V64H55ZM60 63H61V62H60ZM60 63H59V64H60ZM72 63H74V66H75V62H72ZM72 63H71V65H72ZM82 63H83V62L79 63L81 69L83 70V68H84V70H86V69H85V66H84ZM114 63H115V62H114ZM185 63H186V62H185ZM185 63H182V64H184V65H181V64H180L181 67H184V68H185V66L187 65V64L185 65ZM212 63H213L214 65H213ZM241 63H242V62H241ZM250 63H248V64H249L248 67L250 66ZM258 63H260V61H259ZM31 64H30V65H31ZM41 64H43V63H41ZM61 64H62V63H61ZM63 64H64V63H63ZM65 64L67 65L66 61H65ZM81 64H82V66H81ZM168 64H169V63H168ZM189 64H190V62H189ZM195 64H197V63H195ZM210 64L213 65V66H211V69L209 70L210 66L208 67V65H210ZM252 64H253V63H251V65H252ZM261 64H262V63H261ZM1 65H2V64H1ZM66 65L64 66V69H65ZM71 65H70V66H71ZM192 65H193V64H192ZM205 65H206V66H205ZM263 65H264V63H263ZM14 66H15V65H14ZM14 66H12V67H14ZM21 66H22V64H21ZM32 66H33V65H32ZM32 66H29V68L31 69ZM42 66H44V64H43ZM67 66H68V65H67ZM83 66H84V67H83ZM237 66H238V65H237ZM252 66H253V65H252ZM33 67H34V66H33ZM39 67H40V66H39ZM39 67H38V68H39ZM75 67H76V69H77L78 66H75ZM80 67H79V68H80ZM206 67H207V71H208V72H206ZM216 67H217V66H216ZM218 67H219V66H218ZM220 67H221V65H220ZM243 67H242V68H243ZM258 67H259V66H258ZM262 67H263V66H262ZM19 68H20V66H19ZM19 68H18V69H19ZM29 68H28V69H29ZM34 68H36V66H35ZM57 68H58V67H56V69H57ZM67 68L69 69V67H67ZM73 68H74V67H73ZM86 68H87V67H86ZM96 68H98V67L96 66ZM96 68H95V69H96ZM176 68H178V67H176ZM242 68H241V71H242L243 73H245V72H246V68H245L244 71H243ZM250 68L252 69L251 66H250ZM54 69H55V68H54ZM89 69H90V68H89ZM89 69H88V70H89ZM91 69H94V68H91ZM91 69H90V70H91ZM179 69H180V68H179ZM192 69H193V68H192ZM215 69H217V68H215ZM251 69H250V70H251ZM26 70H27V69H26ZM26 70H25V72H26ZM36 70H38V69L36 68ZM57 70H58V69H57ZM184 70H185V69H184ZM194 70H195V69H194ZM196 70H197V69H196ZM196 70L194 71L195 73H196ZM202 70H201V71H202ZM219 70H220V69H219ZM250 70H249V71H250ZM263 70H264V69H263ZM7 71H8V70H7ZM21 71H22V70H20V72H21ZM43 71H44V70H43ZM49 71H51V69H49V70L47 71V74H48ZM54 71H56V70H54ZM54 71H53V72L51 71L50 73H54ZM68 71H69V70H68ZM68 71H65V73L68 72ZM71 71H72V70H71ZM98 71H99V69H98ZM129 71H130V70H129ZM180 71H181V70H180ZM187 71H189V70H187ZM190 71H191V70H190ZM201 71H200V72H201ZM247 71H248V70H247ZM253 71H255V73H256V70H253ZM76 72H77V71H76ZM93 72H94V70H93ZM175 72H176V74L179 73L178 71H175ZM177 72H178V73H177ZM251 72H252V71H251ZM251 72H250V74H251ZM257 72H259V71H257ZM7 73H8V72H7ZM7 73H6V74H7ZM9 73H10V72H9ZM9 73H8V74H9ZM23 73H24V71H23ZM34 73H35V75H36L37 72L34 71ZM34 73H33V75H34ZM65 73H64V74H65ZM86 73H88V71H87ZM91 73H92V72H91ZM99 73H100V71H99ZM180 73H182V72H180ZM191 73H192V72H191ZM202 73L204 74L203 71H202ZM218 73H219V72H218ZM243 73H242V75H244ZM252 73H253V72H252ZM255 73H253V75H255ZM14 74H15V73H14ZM47 74H45L46 76L43 75V77H41V79L44 78V76H45L46 79H47V77H48V75H49V74H48V75H47ZM69 74H70V73H69ZM84 74H85V72H84ZM213 74H212V76L214 77ZM248 74H249V72H248ZM11 75H12V74H11ZM19 75H20V74H19ZM22 75H24V74H22ZM27 75H28V74L25 73V75L23 76L24 78L21 76V77L24 79V81L26 80V78L29 79V78L27 77ZM30 75H32V74H30ZM35 75H34V76H35ZM51 75H52V74H51ZM51 75H49V76H51ZM71 75H73V74H71ZM87 75H85V76L87 77ZM92 75H93V74H92ZM99 75H100V74H99ZM178 75H179V74H178ZM183 75H184V74H183ZM190 75H191V74H190ZM192 75H193V73H192ZM199 75L201 76V79H202L201 81H203V79H204V78H202L203 75H201V74H199ZM199 75H195V76L197 77L196 80L199 79V77H198ZM207 75H208V74H207ZM218 75H219V74H218ZM245 75H246V73H245ZM251 75H252V74H251ZM253 75H252V76H253ZM261 75H262V74H261ZM34 76H33V77H34ZM96 76H97V75H96ZM105 76H106V75H105ZM180 76H181V75H180ZM188 76H189V75H188ZM188 76H187V77H188ZM195 76H194V79L196 78ZM252 76H251V78H252ZM259 76H260V75H259ZM6 77H8V76L6 75ZM12 77H13V76H12ZM52 77H53V75H52ZM86 77H85V78H86ZM109 77H110V76H109ZM191 77H192V76H191ZM205 77H206V76H205ZM209 77H210V75H209ZM253 77H254V76H253ZM256 77H257V74H256ZM10 78H11V77H10ZM22 78H21V79H22ZM34 78H35V77H34ZM34 78H32V80H33ZM36 78H37V77H36ZM36 78H35V79H36ZM207 78H208V76H207ZM93 79H94V78H93ZM178 79H179V78H178ZM182 79H183V78H182ZM192 79H193V77H192ZM192 79H191L189 82H191ZM205 79H206V78H205ZM205 79H204V81H207V80H205ZM209 79H210V81L212 82L211 79H214V78H209ZM252 79H253V78H252ZM260 79H261V78H260ZM11 80H12V79H11ZM32 80H31V81H32ZM86 80H87V79H86ZM253 80H255V77H254ZM7 81H8V80H7ZM14 81H15V80H14ZM14 81H13V82H14ZM84 81H85V80H84ZM242 81H246V80H241V82H242ZM251 81H252V80H251ZM251 81H250V82H251ZM2 82H3V81H2ZM13 82H10V83L14 84ZM19 82H21V80L18 81V83H19ZM28 82H29V81H28ZM51 82H52V81H51ZM51 82H50V83H51ZM82 82H83V81H82ZM183 82H185V81H183ZM186 82H188V81H187V78H186ZM186 82H185V83H186ZM208 82H209V81H208ZM252 82H254V81H252ZM252 82H251V84H252ZM22 83H23V82H22ZM79 83H80V82H79ZM85 83H88V82H85ZM85 83H83L84 85H83V87H82V91H84V90L88 87V86H85V85H87V84H85ZM185 83H183V84H185ZM193 83H195L194 80H193ZM206 83H207V82H206ZM206 83H205V84H206ZM209 83H210V82H209ZM209 83H208V84H209ZM258 83L261 84L260 82H258ZM258 83H257V87H258V89H259V86H260V85H259ZM8 84H9V83H8ZM179 84H180V83H179ZM188 84H189V83H188ZM208 84H206V86H207ZM241 84H242V86H243V83H241ZM245 84L247 85V83H245ZM248 84H249V83H248ZM253 84H254V83H253ZM43 85H44V83H42V82H41V83L37 82L36 88H37V91H38V92L42 90ZM50 85H51V84H50ZM191 85H192V83H191ZM210 85H211V83L209 84L208 88H209V87L211 88ZM237 85H238V84H237ZM239 85H240V84H239ZM239 85H238V86H239ZM246 85H245V88H247ZM5 86H6V84H5ZM7 86H8V85H7ZM21 86H22V85H21ZM32 86H33V85H32ZM44 86H45V85H44ZM46 86H47V85H46ZM203 86H204V85H203ZM206 86H205V87H206ZM213 86H214V85H213ZM235 86H236V85H235ZM240 86H241V85H240ZM251 86H252V85H250V87H251ZM253 86H254V85H253ZM261 86H262V84H261ZM10 87H12V85H11ZM27 87H28V85H27ZM29 87H30V85H29ZM48 87L50 88L49 83H48ZM48 87H47V88H48ZM93 87H94V86H93ZM93 87H92V88H93ZM180 87H181V86H179V88H180ZM194 87H195V86H194ZM214 87H215V86H214ZM214 87H213V88H214ZM257 87H255V88H257ZM4 88H5V87H4ZM7 88H8V87H7ZM55 88H56V87H55ZM88 88H89V87H88ZM201 88H202V87H201ZM206 88H207V87H206ZM213 88H212V89H213ZM215 88H216V87H215ZM248 88H249V87H248ZM248 88H247V89H248ZM255 88H251V89H249L248 91H247L246 89H244V90H246L247 92H250V91H251V93H252V91H254V92L256 93V95H257L256 97H259L260 95L257 94V93H260V91L264 90V85H263V87H261V88H263L262 90H261V88H260L259 90L257 89L259 92H258V91L256 92V91H255V90H256ZM2 89H3V87H0V90H2ZM76 89H77V88H76ZM80 89H81V87H80ZM90 89H91V87H90ZM98 89H97V90H98ZM175 89H176V88H175ZM203 89H204V88H203ZM212 89H211V90H212ZM252 89H253V90H252ZM30 90H31V89H30ZM30 90H29V91H30ZM56 90H57V88H56ZM77 90H78V89H77ZM91 90H92V89H91ZM93 90H94V89H93ZM116 90H117V89H116ZM190 90H191V89H190ZM190 90H189V91H190ZM209 90H210V89H209ZM213 90H214V89H213ZM218 90H219V89H218ZM82 91H80V92L83 93ZM99 91H100V90H99ZM185 91H186V90H185ZM187 91H188V89H187ZM191 91H192V90H191ZM203 91H204V90H203ZM13 92H14V91H13ZM26 92H28V91H26ZM38 92L35 93V94H39ZM48 92H49V91H48ZM89 92H90V91H89ZM89 92H88V94H89ZM93 92H94V91H93ZM95 92H97V91H95ZM117 92H118V91H117ZM117 92H116V93H117ZM195 92H196V89H195ZM262 92L264 93V91H262ZM262 92H261V93H262ZM24 93H25V91L23 92V96H25ZM97 93H98V92H97ZM116 93H115V94H116ZM185 93H186V92H185ZM185 93H184V94H185ZM251 93H250V94H251ZM255 93H254V96H255ZM263 93H262V94H263ZM20 94H21V92H20ZM26 94H28V93H26ZM47 94H48V93H47ZM95 94H96V93H95ZM186 94H187V93H186ZM186 94L184 95L185 97H186ZM188 94H189V92H188ZM199 94H200V93H197L196 95H199ZM31 95H32V94H31ZM31 95H29V96H30V98H28L29 100H30V99L32 100V99L35 97V95H33L32 98H31ZM40 95H41V94H40ZM45 95H46V94H45ZM89 95H90V94H89ZM99 95H100V94H99ZM48 96H49V95H48ZM51 96H52V95H51ZM102 96H103V95H102ZM116 96H117V95H116ZM180 96L183 97V92H182V95L180 94ZM199 96H200V95H199ZM220 96H221V95H220ZM254 96L252 95V97H254ZM26 97H27V96H26ZM54 97H55V95L53 94V97H52V98H54ZM77 97H78V96H77ZM86 97H87V95H86ZM110 97H111V96H110ZM117 97H118V96H117ZM182 97H181V98H182ZM191 97H192V96H191ZM262 97H264V95H262ZM40 98H42V97H40ZM44 98H45V97H44ZM114 98H115V97H114ZM197 98H199V97L197 96ZM216 98H217V97H216ZM23 99H24V98H23ZM42 99H43V98H42ZM42 99H41V100H42ZM47 99H51V97H49V98H47ZM108 99H109V98H108ZM112 99H113V96H112ZM112 99H111V100H112ZM179 99H180V97L178 98V101H179ZM213 99H214V98H213ZM259 99H260V98H259ZM41 100H37V101H36V103H37L36 105H37V106H35V107H36V108L38 107V109H39L38 111H40L41 109H43V107H44L45 105H47V104H46L47 102L45 101V99H44V101L42 100V102H41ZM86 100H87V99H86ZM86 100H85V101H86ZM186 100H187V99H186ZM190 100H191V99H190ZM200 100H201V99H200ZM217 100H218V99H217ZM49 101H50V100H49ZM53 101H54V100H53ZM53 101H52V102H53ZM85 101H84V102H85ZM100 101H101V97H100ZM116 101H117V98H116ZM172 101H173V100H172ZM187 101H188V100H187ZM191 101H192V100H191ZM195 101H197V100H194V102H195ZM252 101H253V100L251 99V104H249V107L252 108V110L250 109V110H251V111H250V112H251V117L249 116V120H248V119H244V115H241V116H240V117H241L240 120H241V122H246V121L248 122L246 128L243 129L244 131H247V130L250 129V133H251V132H254V128L257 130L256 132H258V135H257L258 138H257V136H255V137L259 140V143H260L261 145H263V147H264V113H263V114L261 113L262 115H261V114H258V109H259L258 107H259V105L262 106V103H263V102H262L261 104H259L258 107H256V106L254 107V101H253V103H252ZM260 101H261V100H260ZM24 102H25V101H24ZM26 102H27V101H26ZM43 102H44V103H43ZM52 102H51L50 104H53ZM67 102L69 103V101H67ZM102 102H103V101H102ZM102 102H101V103H102ZM184 102H185V101L182 99V101H180V105L185 104ZM194 102H192V103L194 104ZM210 102H211V101H210ZM29 103H30V102H29ZM85 103H86V102H85ZM104 103H105V102H104ZM106 103H107V105H108V101H107ZM109 103L111 104L110 101H109ZM112 103H113V102H112ZM117 103H118V102H117ZM177 103H178V102H177ZM187 103H188V102H187ZM197 103H198V102H197ZM197 103H195V104L198 105ZM216 103H217V102H216ZM255 103H256V102H255ZM259 103H260V102H259ZM30 104L33 105L34 103H30ZM65 104H66V105L62 106L63 109H64V108H67V103H65ZM69 104H70V103H69ZM69 104H68V107H70ZM82 104L84 105L83 101H82ZM99 104H100V103H99ZM172 104H173V103H172ZM199 104H200V103H199ZM201 104H202V103H201ZM201 104H200V105H201ZM203 104H204V103H203ZM203 104H202V106H203ZM210 104H211V103H209V105H210ZM213 104H214V103H213ZM257 104H258V103H257ZM24 105H27V104L24 103ZM34 105H35V104H34ZM100 105H101V104H100ZM100 105H99V106H100ZM102 105H103V103H102ZM102 105H101V106H102ZM116 105H117V104H116ZM255 105H256V104H255ZM84 106H85V105H84ZM191 106H192V105H191ZM191 106H190V107H191ZM252 106H253V107H252ZM263 106H264V103H263ZM263 106H262V107H263ZM1 107H2V106H1ZM30 107H32V106H30ZM103 107H104V108H103ZM106 107H108V106H106V105H103V106H102V109L99 110V115H97V116H98V119L95 120V121L98 120V123H97V124L99 125L98 128H101V126L104 125L103 122H106V121H104V120H106L107 118H109L108 116L106 117V114H105V113H106V110L108 109V108L106 109ZM118 107H120V106H118ZM187 107H188V105H187ZM27 108H29V107L27 106ZM54 108H55V107H54ZM54 108H53V110H54ZM92 108H93V107H92ZM196 108H197V107H196ZM198 108H200V107L198 106ZM25 109H26V107H25ZM96 109H97V108H96ZM96 109H95V113H97V110H98V109H97V110H96ZM99 109H100V107H99ZM192 109H193V108H192ZM263 109H264V108H263ZM48 110H49V109H48ZM180 110H182V109H180ZM188 110H189V108H188ZM62 111H63V110H62ZM80 111H81V110H80ZM92 111H93V109H92ZM169 111H170V110H169ZM208 111H209V110H208ZM73 112H74V111H73ZM75 112H76V111H75ZM84 112H85V110L83 111V113H84ZM116 112L118 113V111H116ZM121 112H122V111H121ZM123 112H124V111H123ZM175 112H176V111H175ZM177 112H178V111H177ZM177 112H176V113H177ZM182 112H183V111H182ZM182 112H181V114H182ZM211 112H212V111H211ZM211 112H210V113H211ZM40 113H42V112H40ZM59 113H60V112H59ZM92 113H93V112H92ZM183 113H184V112H183ZM188 113H189V112H188ZM190 113H192V112H190ZM32 114H33V113H32ZM35 114H39V113H36V112H35ZM35 114H34V115H35ZM47 114H48V113H47ZM53 114H54V112H53ZM61 114H62V113H61ZM81 114H82V113H81ZM179 114H180V113H179ZM193 114H194V113H193ZM208 114H209V112H208ZM40 115H41V114H40ZM75 115H76V114H75ZM90 115H91V114H90ZM177 115H178V114H177ZM209 115H210V114H209ZM209 115H207V117H209ZM55 116H56V118H55L56 120H60V119H57V114H55ZM61 116L63 117V114H62ZM76 116H77V115H76ZM93 116H94V115H93ZM175 116H176V115H175ZM178 116H180V115H178ZM178 116H177V117H178ZM185 116H188V115H185ZM52 117H53V115H52ZM114 117H115V116H114ZM114 117H113V118H114ZM116 117H117V116H116ZM152 117H153V116H152ZM182 117H183V116H182ZM188 117H189V116H188ZM190 117H191V116H190ZM190 117H189V118H190ZM210 117H211V116H210ZM25 118H26V117H25ZM40 118H41V117H40ZM59 118H60V117H59ZM63 118H64V117H63ZM71 118H72V117H71ZM73 118H75V117H73ZM73 118H72V119H73ZM96 118H97V117H96ZM110 118H111V119H110ZM110 118H109V119L112 121V117H110ZM147 118H148V117H147ZM150 118H151V117H150ZM179 118H180V117H179ZM179 118H176V119L178 120ZM31 119H34V118L32 117ZM49 119H50V118H49ZM77 119H78V118H77ZM86 119H87V118H86ZM90 119H91V118H90ZM109 119H107V120H109ZM205 119H206V118H205ZM207 119H208V118H207ZM16 120H17V119H16ZM26 120H27V119H26ZM39 120H40V119H39ZM62 120H64V119H62ZM73 120H74V119H73ZM79 120H81V119H79ZM148 120H150V119H148ZM183 120H184V122H185V119H183ZM183 120H182V122H183ZM45 121H46V119H45ZM68 121H69V120H68ZM175 121H176V120H175ZM43 122H44V121H43ZM55 122H56V121H55ZM180 122H181V121H180ZM182 122H181V123H182ZM24 123H25V122H24ZM26 123H27V121H26ZM79 123H80V125H81V122H79ZM79 123H78V124H79ZM92 123H94V122H92ZM95 123H96V122H95ZM171 123H172V122H171ZM176 123H179V122L176 121ZM181 123H180V125H181ZM46 124H47V122H46ZM56 124H61V122H57ZM78 124H77V125H78ZM85 124H87V123H85ZM102 124H103V125H102ZM257 124H258V125H257ZM34 125H35V124H34ZM34 125H33V126H34ZM51 125H52V124H51ZM61 125H62V124H61ZM66 125H67V124H66ZM71 125H73V124H71ZM75 125H76V124H75ZM80 125H79V126H80ZM89 125H90V124H89ZM95 125H96V124H95ZM178 125H179V124H178ZM23 126H24L23 123H22V122L20 123V121L14 123V124H12V126H10L8 129L5 128L6 130H3V131L0 132V138H5V137H7V136H9V135L12 136V135H13L12 133L15 134V131H19V130L22 131L21 129L23 128ZM83 126H84V125H83ZM255 126H257V127H255ZM36 127H37V125H36ZM38 127H39V124H38ZM48 127H50V126H48ZM51 127H52V126H51ZM51 127H50L48 130L54 128V127H52V128H51ZM55 127H57V126L55 125ZM60 127H61V126H60ZM72 127H73V126H72ZM81 127H82V126H81ZM179 127H181V126H179ZM240 127H241V123L239 122L238 128L235 129L236 132L234 133L235 136L233 135V136H234V139H233V140H236V137L239 136V134H242L243 130L241 129L240 131H242V132H240V131H239ZM2 128H3V127H2ZM103 128H104V127H102V129H103ZM3 129H4V128H3ZM61 129H62V128H61ZM71 129H72V128H71ZM167 129H168V128H167ZM173 129H174V128H173ZM52 130H53V131H52ZM52 130H51V132H53V133L56 132V131H55V128L52 129ZM96 130H97V128H96ZM32 131H33V130H32ZM40 131H43V129L40 130ZM80 131H81V130H80ZM98 131H99V129H98ZM11 132H12V133H11ZM29 132H30V131H29ZM77 132H78V131H77ZM100 132H103V130L101 131V129H100ZM239 132H240V133H239ZM10 133H11L12 135H11ZM19 133H20V132H19ZM23 133H24V132H23ZM30 133H31V132H30ZM35 133L37 134V133H39V132H35ZM35 133H34L33 135H35ZM40 133H41V132H40ZM40 133H39V134H40ZM53 133H51V134H53ZM80 133H81V132H80ZM82 133H83V132H82ZM27 134H29V133H27ZM100 134H101V133H100ZM100 134H98V135H100ZM24 135H25V134H24ZM176 135H177V134H176ZM251 135H252V134H247V133H245V136H246L247 138H248V136H251ZM38 136H39V135H38ZM102 136H103V135H102ZM36 137H37V136H36ZM97 137H98V136H97ZM99 137H100V136H99ZM99 137H98V139L101 141L102 138L100 139ZM239 137H240V136H239ZM253 137H254V136H253ZM7 138H8V137H7ZM83 138H84V137H83ZM232 138H233V137H232ZM247 138H245V139L243 138V139L239 142L240 145L238 144L239 147H237L236 149H234V151L238 150V152H240V150H239L238 148L243 147V146L245 145V143L247 142V141H246ZM248 139H249V138H248ZM250 139H251V137H250ZM87 140H88V139H87ZM99 140H98V141H99ZM233 140H232V141H233ZM237 140H239V139H237ZM237 140H236V141H237ZM84 141H85V140H84ZM100 141H99V143L97 142L99 145H100ZM87 142H88V141H87ZM233 142H234V141H233ZM233 142H232V143H233ZM97 143H95V144H97ZM235 143H236V142H235ZM238 145H237V146H238ZM96 146H97V149H98L99 146H98V145H96ZM233 146H235V145H233ZM95 149H96V148H95ZM240 149H241V148H240ZM242 150L244 151V149H242ZM262 150H264V149H259V151H260V152H259V153H260V154H259L260 157L262 156V154H264V153H262ZM93 153H94L95 155L97 154V153L94 152V151H93ZM93 153H92V156H94ZM234 153L237 154V152H234ZM236 154H234V156H235ZM259 155H258V157H259ZM234 156H233V158H234ZM236 156H237V155H236ZM250 158H251V157H247V159L250 160V161H249V163H247L246 165H245V161H241L240 163H238V168H237L235 174H233V175H234L233 181L231 180V183H232V184L229 186L230 190L227 191V192H230V191L233 192V191H235V190H237V189H239V188H240L239 190L242 191L241 194L244 193V192H246L245 190H247V189L243 190L244 187H242V186H243L242 184H244V182L246 181V180L244 181L245 178H248V177H249V178H252V176H253V180H254L255 182L253 181L254 183H251V182H252V181H251L252 179H251V180H250V181H251L250 183L252 184L251 186L253 187L254 185H256V183H257V182H256V178H257V177L255 178V177H254V174L256 173L255 175L257 176L258 173L254 171V167H255L254 161H255V159H254V158L250 159ZM235 159H236V158H234V160H235ZM229 160H230V159H229ZM235 161H237V160H235ZM227 163H229V162H227ZM227 163H226V164H227ZM224 164H225V162H224ZM226 164H225V165L222 164V165H223V166H226ZM220 166H221V165H219V167H220ZM229 167H231V166L228 164V165L226 166L227 169L225 168L226 170H225L223 167H222L223 169H221V170H225V172L227 171L228 173H230L228 170H231V168H229ZM228 168H229V169H228ZM151 169H152V168H151ZM108 170H109V169H108ZM105 171H106V173H108L107 170H105ZM152 172H153V171H152ZM222 173H223V171H222ZM228 173H226V174L223 173V174H224V175H228ZM162 174H163V173H162ZM223 174H222V177H223ZM157 175H159V174H157ZM229 175H230V174H229ZM229 175H228V178H229ZM161 176H162V175H161ZM226 177H227V176H226ZM226 177H225V178H226ZM105 178H107V176H106ZM228 178H227V179H228ZM147 179H148V178H147ZM163 179H164V178H163ZM163 179H162V181H163ZM166 179H167V178H166ZM218 179H219V180H218L219 182H217V183H218V184L220 183V185H221L222 183H221L220 180H222V178L220 179V176H219ZM238 179H240V180L238 181ZM144 180H145V179H144ZM168 180H169V179H168ZM225 181H226V180H225ZM225 181H222V182H225ZM236 181H238V183H236ZM240 181H241V182H240ZM243 181H244V182H243ZM248 181H249V180H248ZM141 182H143V181H141ZM147 182H148V180H147ZM150 182H151V181H150ZM163 182H164V181H163ZM234 182H235L236 184H234ZM239 182H240V184H239ZM242 182H243V183H242ZM156 183H157V182H156ZM248 183H249V182H248ZM250 183H249V184H250ZM147 184H148V183H147ZM157 184H158V183H157ZM157 184H155V185H157ZM224 184L226 185V183H224ZM227 184H228V183H227ZM246 184H247V183H245L244 185L246 186ZM249 184H248V185H249ZM239 185H242V186H241L242 188H241ZM263 185H264V184H263ZM263 185H262V186H263ZM142 186H143V185H142ZM157 186H158V185H157ZM159 186H160V185H159ZM219 187H220V186H219ZM222 187H223V186H222ZM224 187H225V186H224ZM252 187H251V188H252ZM156 188H157V187H156ZM164 188H165V187H164ZM220 188H221V187H220ZM220 188H219V190H220ZM225 188H226V187H225ZM229 188H228V189H229ZM221 189H223V188H221ZM226 189H227V188H226ZM228 189H227V190H228ZM241 189H242V190H241ZM166 191H167V190H166ZM167 192H169V191H167ZM231 192H230V193H231ZM156 193H157V192H156ZM165 193H166V192H165ZM169 193H170V192H169ZM221 194H222V192H221ZM160 195H161V194H160ZM160 197H161V196H160ZM221 197H222V196H221ZM221 197H220V198H221ZM223 198H224V196H223ZM136 199H137V198H136ZM221 199H222V198H221ZM221 199H220V202H221ZM147 200H148V198H147ZM135 201H136V200H135ZM148 201H149V200H148ZM153 201H154V200H153ZM222 201H223V199H222ZM227 202H228V201H227ZM242 202H243V201H242ZM238 203H239V201H238ZM149 204H150V203H149ZM222 204H223V203H222ZM236 204H237V202H236ZM147 205H148V203H147ZM239 205H241V203H240ZM242 205H243V203H242ZM242 205H241V206H242ZM220 206H221V205H220ZM222 206H223V205H222ZM237 206H238V205H237ZM241 206H240L241 210H243V212H245L244 209H242ZM244 206H245V205H244ZM145 207H146V206H145ZM152 207H153V206H152ZM230 207H231V206H230ZM232 207H233V206H232ZM220 208H221V207H220ZM237 208H238V207H237ZM237 208H236V205H235V208L233 207V208H231V209H232L233 211H236ZM214 209H215V207H214ZM235 209H236V210H235ZM147 211H148V210H147ZM147 211L145 210L143 213H146ZM149 211H150V209H149ZM152 211H153V209H152ZM152 211H150V212L152 213ZM209 211H210V213H212V215L215 214V213L213 214V212H214L213 210L210 209ZM211 211H212V212H211ZM217 211H218V210H217ZM109 212H110V211H109ZM153 212H154V211H153ZM218 212H219V211H218ZM243 212L240 211L241 214H242ZM263 212H264V209H263ZM143 213H142V215H140V216H143ZM151 213H147L146 216H148V214H151ZM208 213H209V212H208ZM225 213H226V212H225ZM225 213H223V214L225 215ZM232 213H235V212H232ZM232 213L230 212L231 215L228 217L229 214H227L226 217L231 218ZM236 213L238 214L239 212L236 211ZM240 213L238 214L239 217H241ZM261 213H262V212H261ZM109 214H110V213H109ZM116 214H117V213H116ZM139 214H141V213H139ZM157 214H158V212H157ZM216 214L219 215L220 213H216ZM216 214L214 215V217L216 216ZM111 215H112V214H111ZM111 215H110V216H111ZM153 215H154V214H153ZM220 215H221V214H220ZM234 215H235V214H234ZM238 215H237V217H238ZM114 216H115V215H114ZM136 216H137V215H136ZM136 216H134L133 218L135 219V218L138 217V216H137V217H136ZM235 216H236V215H235ZM259 216H261V214L258 212V217H259ZM143 217H145V216H143ZM149 217H150V216H149ZM152 217H153V216H152ZM209 217H211V216H209ZM217 217H218V216H217ZM219 217H221V216H219ZM232 217H233V216H232ZM154 218H155V217H153V219H154ZM212 218H213V217H212ZM97 219H98V218H97ZM97 219H96V220H97ZM130 219H131V218H130ZM139 219H140V218H139ZM142 219H143V218H142ZM148 219H151V217L148 218ZM206 219H207V218H206ZM255 219H256V218H255ZM100 220H101V219H100ZM151 220H152V219H151ZM154 220H155V219H154ZM233 220H234V217L231 219V221L233 222ZM258 220L261 221V219H258ZM258 220H257V221H258ZM89 221H90V220H89ZM115 221H116V219H115ZM133 221H135V220H133ZM140 221H141V219H140ZM142 221H143V220H142ZM142 221H141V223L143 224ZM218 221H220V220H218ZM227 221H230V219L227 220ZM234 221H235V220H234ZM249 221H251V220H249ZM249 221H247L246 223H250ZM255 221H256V220H255ZM257 221H256V222H257ZM260 221H259V222H260ZM116 222H117V221H116ZM138 222H139V220L137 221V223H138ZM145 222H146V220H145ZM207 222L209 223V222H211V220H210V221L207 220ZM224 222H225V220H224ZM90 223H91V221H90ZM93 223H94V222H93ZM95 223H96V222H95ZM97 223H98V222H97ZM100 223H101V222H100ZM131 223H132V222H131ZM134 223H136V222H134ZM139 223H140V222H139ZM139 223H138V224H139ZM215 223H216V222H215ZM222 223H223V220H222V222H220V224H222ZM227 223H228V222H227ZM257 223H258V222H257ZM261 223L263 224V222H261ZM261 223H260V224H261ZM88 224H89V223H88ZM206 224H207V223H205V225H206ZM209 224H210V223H209ZM217 224H218V222H217ZM94 225H95V224H94ZM94 225H93V228H95ZM132 225H133V224H132ZM132 225H130V226H132ZM214 225H216V224H214ZM244 225H245V224H244ZM88 226H89V225H88ZM90 226H91V225H90ZM133 226H135V225H133ZM223 226H225V225H223ZM227 226H228V225H227ZM258 226H259V228H260L261 225H258ZM263 226H264V225H263ZM127 227H128V225H127ZM243 227H244V226H243ZM248 227H249V228H248ZM255 227H256V225H254V222H252L251 224H249V226L246 224V228H240V229H243L242 232H241L240 229H239V231H240L241 233L238 232L239 235L236 236L237 238H236V240H235L234 242H233V240H234L233 237L230 238V239H232V241L229 240L230 243H227L228 239H227V241L224 240V242H225L224 246H226L225 249H226V253H227V255H228L227 257H229V262L232 261V264H243V262L248 263V260H247L248 258L245 257V258H246L245 261H242V260H244V255H246L245 253H248V252H250V251L252 250V246H253V248L256 247L254 244L257 242L256 239L259 238V237L257 238V235L260 234V231L258 232L259 234L257 233V235L254 237L255 239L253 238L254 242H253V244H250V245H252V246L249 247V246L247 245L248 247L246 248V244H247L246 242H247V239H250V238H249V234H248L247 232H249V233H250V236H251V230H252V231L255 230V229H256ZM97 228H98V227H97ZM137 228H138V227L136 226L135 229H134V233H135V234L133 233L134 235H137V234H136ZM146 228H147V227H146ZM148 228H149V227H148ZM148 228H147V229H148ZM214 228H215V227H214ZM218 228H220V227H218ZM253 228H254V229H253ZM132 229H133V227H132ZM221 229H222V228H221ZM221 229H220V231L223 230V229H222V230H221ZM225 229H226V228H225ZM257 229H258V228H257ZM128 230H129V228H128ZM130 231H131V229H130ZM140 231H141V230H140ZM220 231H219V233H221ZM263 231H264V230H263ZM126 232H127V229H126ZM212 232H213V231H212ZM214 232H215V234H216V232H218V229H217L216 231L214 230ZM255 232H256V231H255ZM255 232H254V233H255ZM85 233H86V231H85ZM91 233H93V235H96V233H97V229H96V233H95L94 231H92ZM91 233H90V234H91ZM137 233H140V234H141L142 232H138V231H137ZM126 234H127V233H126ZM126 234H125V235H126ZM146 234H147V233H146ZM236 234H237V233H236ZM91 235H92V234H91ZM129 235L131 236V234H129ZM217 235H218V234H217ZM217 235H215V236H217ZM127 236H128V235H127ZM140 236H141V235H140ZM215 236H214V237H215ZM231 236H232V235H231ZM234 236H235V235H234ZM260 236H261V235H260ZM262 236H263L262 239H264V232L262 233ZM262 236H261V237H262ZM125 237H126V236H125ZM123 238H124V237H123ZM138 238H139V237H138ZM124 239H125V238H124ZM90 240L92 241V239H90ZM93 240H94V239H93ZM125 240H128V241H129L130 239H129L128 237H126ZM137 240H138V239H137ZM137 240H136V241H137ZM120 241H122V240H120ZM120 241H119V242H120ZM134 241H135V239H134V240H131V241L129 242L130 244L127 243V245L124 246V249L129 248V247H130V248L132 247V249H134V247H133L134 245L131 246L132 244H134V243H133ZM248 242H249V241H248ZM92 243H93V241H92ZM131 243H132V244H131ZM167 245H168V244H167ZM122 246H123V245H122ZM222 246H223V244H222ZM162 247H163V246H162ZM164 247H166V246H164ZM164 247H163V248H164ZM258 247H259V245L257 246V250L259 249ZM114 248H116V245L114 246ZM119 248H120V247H119ZM130 248H129V249H130ZM159 248H160V247H159ZM167 248H168V247H167ZM244 248H245V249H244ZM161 249H162V248H161ZM249 249H250V250H249ZM120 250H121V248H120ZM122 250H123V249H122ZM122 250H121V251H122ZM167 250H168V249H166V252L164 251V252H165V255L168 254ZM185 250H186V249H185ZM117 251H119V250H117ZM131 251H132V250H131ZM158 251H159V250H158ZM222 251L225 252V251H224V248L222 249ZM247 251H248V252H247ZM253 251H254V250H253ZM110 252H111V251H110ZM112 252H113V249H112ZM114 252H115V251H114ZM124 252H125V250H124ZM128 252H129V251H128ZM161 252H163V249L161 250ZM184 252H185V251H184ZM251 252H252V251H251ZM254 252H255V251H254ZM107 253H108V252H107ZM130 253H131V252H130ZM156 253H157V252H156ZM166 253H167V254H166ZM182 253H183V251H182ZM219 253H220V252H219ZM219 253H218V255H219ZM110 254H111V253H110ZM120 254H121V253H120ZM122 254H123V251H122ZM124 254H125V253H124ZM128 254H129V253H128ZM128 254H127V249H126V254H125L126 257H127ZM162 254H163V253H162ZM177 254H178V253H177ZM185 254H186V253H185ZM125 255H124V256L122 255V257L124 258ZM129 255H130V254H129ZM168 255H169V254H168ZM168 255H167V256H168ZM179 255H181V254H179ZM218 255H217V259H218ZM247 255H249V254H247ZM108 256H109V254H108ZM155 256H156V255H155ZM158 256H159V255H158ZM167 256H166V257H167ZM182 256H183V258H184V253H183ZM182 256H181V257H182ZM253 256H254V260H253V259H252L253 261L251 260V264H255V261L257 260L256 255L254 254ZM128 257H129V256H128ZM156 257H157V256H156ZM160 257H161V256H160ZM163 257H165V256H163ZM163 257H162V258H163ZM154 258H155V257H153L152 261L154 260V261H155L154 264H156L157 260L154 259ZM157 258H158V257H157ZM174 258H175V257H174ZM179 258H180V257H179ZM223 258H224V257H222V259H223ZM177 259H178V258H177ZM180 259H181V258H180ZM180 259H178V261H180ZM125 260H126V258H125ZM168 260H169V259H168ZM168 260H167V261H168ZM224 260H225V258H224ZM167 261H166V264H167ZM174 261H175V260H174ZM219 261H221V259H219ZM161 262H163V261H161ZM164 262H165V261H164ZM176 262H177V260H176ZM176 262H175V264H176ZM214 262L217 263V264L219 263L218 261H214ZM214 262H213V264H214ZM222 262H223V260H222ZM222 262H221V263H222ZM229 262H227V264H228ZM180 263H181V262H180ZM180 263H178V264H180ZM223 263H225V262H223ZM223 263H222V264H223ZM119 264H121V263H119ZM172 264H173V263H172Z\"/></svg>","mask_w":264,"mask_h":264}]
</instances>
